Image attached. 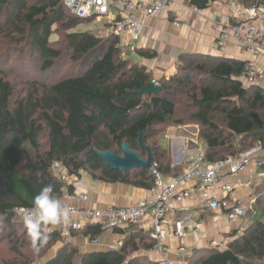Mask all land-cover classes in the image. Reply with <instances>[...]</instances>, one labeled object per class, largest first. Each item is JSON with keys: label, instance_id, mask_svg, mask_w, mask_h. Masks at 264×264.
Listing matches in <instances>:
<instances>
[{"label": "trees", "instance_id": "16d2710c", "mask_svg": "<svg viewBox=\"0 0 264 264\" xmlns=\"http://www.w3.org/2000/svg\"><path fill=\"white\" fill-rule=\"evenodd\" d=\"M213 1L189 3L205 9ZM237 1L244 8L264 5V0ZM93 20L70 13L63 0H0V264L38 263L57 243L53 256L40 264H161L134 255L154 245L150 231L138 225L112 229L125 235L118 248L80 253L71 239L49 224L42 229L47 240L34 250L13 208L33 209L35 195L46 185L53 187L58 200L75 192L73 182L53 168L55 163L76 178L86 173L106 182L151 189V170L112 169L94 149L118 151L126 142L146 158L148 147L157 170L175 177L179 171L170 166L165 146L171 125L198 126L197 138L207 162L256 145L264 148V132L252 134L264 129V91L243 84L244 61L181 54L176 71L157 80L158 93H137L153 80L152 73L124 55L118 35L77 29ZM138 53L155 56L150 50ZM27 62L36 68L33 77L24 74ZM48 74L60 77L43 78ZM255 206L264 216V190ZM104 231L100 225L85 224L71 231V238L80 234L92 240ZM249 263L264 264L261 217L224 249L194 251L187 264Z\"/></svg>", "mask_w": 264, "mask_h": 264}, {"label": "crops", "instance_id": "0c3cea01", "mask_svg": "<svg viewBox=\"0 0 264 264\" xmlns=\"http://www.w3.org/2000/svg\"><path fill=\"white\" fill-rule=\"evenodd\" d=\"M148 1V0H142ZM264 11V5L260 6ZM175 11H179L183 18L180 26L172 24L171 19ZM113 12L94 17L97 32L107 34V25H110ZM223 16H229L235 22H244L249 19L244 8L237 0H215L200 13L192 11L189 0H172V4L158 17H150L144 13H138L137 19L142 25L141 35L136 41L125 37L120 38V46L124 49V55L134 61L144 64L152 73L153 80L168 77L176 71L178 56L185 53H196L208 56H220L238 60L254 61L263 73L261 83L258 85L264 91V50L259 48L253 54L241 49L234 39H230L224 48L219 49L216 44L215 24ZM257 26L264 28V17L250 19ZM138 50H150L155 52L153 58L139 55ZM243 84L246 81L242 78ZM198 126L195 124L171 125L165 133V146L169 148L171 167L180 171L184 168L182 160L185 155L191 154L198 147H203L198 138ZM263 148V147H262ZM176 171V172H177ZM169 180L174 174H162ZM230 182L235 188V199L244 207L251 210L234 221H229L223 213L212 212L203 205L199 179L194 178L189 182L181 183L178 190L186 189L189 197L182 202L170 201V209L166 214V227L169 236L166 244L170 252L165 254L150 248L139 249L134 255L144 256L151 261L160 262L165 258L172 259L175 264H187L191 254L196 250L224 249L229 241L242 234L249 223L261 216L260 209L255 206L256 198L264 190V148L252 156L250 166L240 171L235 176L224 175L212 188L211 193L223 196L222 184ZM248 182L247 186H239V183ZM75 192L86 195L84 201L61 198L64 204H71L80 208H102L106 206H135L141 199L151 200V189L132 186L122 182H106L92 178L83 173L79 178V185ZM188 207L191 221L185 225V235L173 236L172 222L180 216L183 207ZM73 222H82L79 217L72 215ZM264 222V221H263ZM62 229L63 223L53 225ZM141 227V225H138ZM143 227V226H142ZM198 227L197 233L192 228ZM145 231H149L143 227ZM122 232L106 230L97 241L92 243L90 238L76 234L70 238L79 248L80 253L89 250L115 249L124 238ZM214 242L215 245L211 246ZM54 254V253H53ZM53 254L51 256H53Z\"/></svg>", "mask_w": 264, "mask_h": 264}, {"label": "built area", "instance_id": "2783aa9c", "mask_svg": "<svg viewBox=\"0 0 264 264\" xmlns=\"http://www.w3.org/2000/svg\"><path fill=\"white\" fill-rule=\"evenodd\" d=\"M64 6L70 13L80 18L98 17L113 12L108 31L125 37L131 41H136L142 30V25L137 19L138 13H144L150 17H158L168 7L172 0H63ZM192 11L200 13L202 9L192 6ZM246 14L249 17L247 21L235 22L229 16H223L215 24L216 44L219 49L224 48L230 39H234L241 49L247 53L253 54L257 49L264 50V28L257 26L252 20L263 18L264 11L260 6L246 8ZM183 18L179 11H175L171 22L175 26H180ZM242 78L247 85L258 86L263 78V73L258 65L250 60H244ZM157 84V81L152 80ZM260 145L242 152L238 155H227L226 157L207 162L204 150L198 147L196 151L185 155L182 164L184 168L179 173L167 180L157 170V162H151V170L154 175V185L151 188L152 199H141L135 206H106L102 208H80L71 204H62L67 211L66 218L62 221V236L69 240L71 231L81 229L85 224L100 225L104 230H112L116 227L128 225H141L150 231V237L154 240L152 249L161 253H169L170 248L166 244L169 231L166 227V214L170 209V201L182 202L189 197V191L186 189L178 190L177 186L186 183L194 178L199 179L202 190L203 205L212 212L223 213L229 221L242 218L247 214V208L235 199V186L230 182H224L221 186L223 196L212 194L213 186L224 176H235L240 171L247 169L252 160L253 154L262 151ZM55 170L63 174V178L73 182L74 186L79 185V178L69 176L65 169L59 163L53 164ZM249 183H239V186H247ZM61 198L69 200L84 201L86 195L81 192L65 193ZM34 209L23 207L13 208L14 214L20 219H24L27 212ZM75 215L82 222H73L70 217ZM191 221V214L188 207L182 208V213L172 222L173 236L182 237L185 235V225ZM53 226V224H51ZM55 225V224H54ZM54 227V226H53ZM197 233L198 227L192 228ZM91 240V239H90ZM97 241L96 238L91 240ZM215 243L212 242L211 246ZM117 246L116 248H118ZM161 264H175L172 259L165 258Z\"/></svg>", "mask_w": 264, "mask_h": 264}, {"label": "clouds", "instance_id": "9594fccd", "mask_svg": "<svg viewBox=\"0 0 264 264\" xmlns=\"http://www.w3.org/2000/svg\"><path fill=\"white\" fill-rule=\"evenodd\" d=\"M53 187L46 185L40 189L33 200V211L24 215L23 222L34 250L47 240L43 227L49 224L61 223L67 216L62 203L53 195Z\"/></svg>", "mask_w": 264, "mask_h": 264}, {"label": "water", "instance_id": "95a60500", "mask_svg": "<svg viewBox=\"0 0 264 264\" xmlns=\"http://www.w3.org/2000/svg\"><path fill=\"white\" fill-rule=\"evenodd\" d=\"M161 90V87L150 81L146 85L142 86L141 88L137 89V93H158ZM264 129L252 132L255 133H262ZM143 133L139 135V141H141ZM147 151V157H142L139 153L133 151L126 142H122L119 145L118 151H104V150H97L94 149L98 158L109 166L112 169L120 170V171H128L134 168H142V169H150L151 167V153L148 147H145ZM250 264V263H249Z\"/></svg>", "mask_w": 264, "mask_h": 264}, {"label": "rangeland", "instance_id": "374dc122", "mask_svg": "<svg viewBox=\"0 0 264 264\" xmlns=\"http://www.w3.org/2000/svg\"><path fill=\"white\" fill-rule=\"evenodd\" d=\"M96 25V23H94L93 24V21H91V22H83V23H81L80 25H78L77 26V29H79V30H81V31H84V30H90V31H92V32H97L98 30H97V27L95 26ZM98 34H100V33H98ZM52 39L53 38H55V35L53 34L52 35V37H51ZM120 42H121V40H120ZM123 52H124V49H123ZM25 66L26 67H24V74H26V73H28V75H29V77H33L34 76V74H36L37 72H36V68L34 67V65H28V62L27 63H25ZM52 77L53 78H58V77H60V75H52V74H48V75H44L43 76V78H45V79H52ZM12 79L13 80H15L16 79V81L18 80L14 75H12ZM18 85L19 86H21V84H19L18 83ZM264 218V217H263ZM263 221H264V219H263ZM58 244H60V243H57V244H55L47 253H46V255L44 256V257H42L39 261H38V263L40 264L43 260H45V259H47L48 257H50L53 253H54V251H55V249H56V247H57V245ZM2 253V252H1ZM3 255H6L7 253H6V251H3V253H2ZM3 258H4V256H3ZM37 262H35V264H38Z\"/></svg>", "mask_w": 264, "mask_h": 264}]
</instances>
